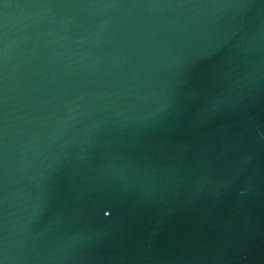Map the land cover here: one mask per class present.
<instances>
[{"label": "water", "instance_id": "obj_1", "mask_svg": "<svg viewBox=\"0 0 264 264\" xmlns=\"http://www.w3.org/2000/svg\"><path fill=\"white\" fill-rule=\"evenodd\" d=\"M0 264H264V0H0Z\"/></svg>", "mask_w": 264, "mask_h": 264}]
</instances>
